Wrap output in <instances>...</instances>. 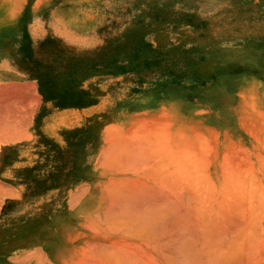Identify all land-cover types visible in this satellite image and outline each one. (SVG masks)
Listing matches in <instances>:
<instances>
[{"label":"rangeland","instance_id":"374dc122","mask_svg":"<svg viewBox=\"0 0 264 264\" xmlns=\"http://www.w3.org/2000/svg\"><path fill=\"white\" fill-rule=\"evenodd\" d=\"M14 2L26 26L20 47L13 49L18 77L4 82L20 83L19 92L35 91L24 109L39 112L35 127L20 139L29 155L7 160L9 176H0L6 189L24 194L21 206L45 211L53 200V207L60 203L62 212L75 213L71 199L78 200L81 188L95 177L84 176L78 165L100 167L98 158L114 128H138L140 118L152 120L139 132L156 115L167 117L173 109L178 123L191 125L192 131L205 121L219 125L226 132L221 135L216 127L208 136L234 146L235 136L252 138L247 128L257 127L241 125L242 99L255 105L249 112L257 116L258 106L264 116V105H256L258 98L250 96L255 93L250 91H264V0ZM230 118L237 120L228 123ZM39 156H45L43 165ZM110 167L99 172L110 176ZM54 182L59 185L51 188ZM4 195L0 193L5 206L9 197ZM82 223L84 216L78 226ZM34 251L36 259L42 254L38 264H50L46 249Z\"/></svg>","mask_w":264,"mask_h":264},{"label":"bare ground","instance_id":"6f19581e","mask_svg":"<svg viewBox=\"0 0 264 264\" xmlns=\"http://www.w3.org/2000/svg\"><path fill=\"white\" fill-rule=\"evenodd\" d=\"M18 88L20 84L0 83V176L10 173L7 160L29 155L20 139L35 127L39 114L35 107L24 109L36 92ZM262 113L257 117L253 110L244 112L241 125H256L261 133L244 125L254 144L248 136H233L235 147L218 137L226 132L219 125L205 121L192 131L191 125L178 123L173 109L167 117L156 115L155 122L140 132L148 118L136 114L141 128L116 127L115 135L110 134L114 137L107 135L100 167L78 165L84 176L95 177L81 188L78 200L71 199L75 213L62 212L60 203L53 207V200L45 211L15 207L9 201L20 194L0 183L2 197H9V208L5 197L0 198V215L14 222L0 225V235L12 228L17 231L5 233L6 241L0 239V264H38L42 254L36 259L34 250L40 247L46 249L50 264H264ZM215 128L220 133L212 140L208 134ZM16 151L20 159H9ZM38 158L43 165L45 156ZM103 166L114 172L100 173ZM81 216L84 223L78 226Z\"/></svg>","mask_w":264,"mask_h":264},{"label":"crops","instance_id":"0c3cea01","mask_svg":"<svg viewBox=\"0 0 264 264\" xmlns=\"http://www.w3.org/2000/svg\"><path fill=\"white\" fill-rule=\"evenodd\" d=\"M67 1L70 2L71 0H67ZM10 2L11 3H9V4L7 3V6H5L4 0H0V83L1 84L5 83L4 78H6V77L7 78H17L18 77V72L16 70L14 71L13 66H12V64L14 63L13 49L14 48L17 49L20 47V35L26 26V25H24L25 22L23 19V13L21 14L19 7L15 6L18 4V2L15 3L14 0H11ZM34 11H36V9ZM21 16H22V18H20ZM27 27L30 28V25H28ZM9 65H11V66H9ZM9 73H10V75H9ZM9 83L14 84V85L20 84L17 82H8L7 84H9ZM8 90L15 91L14 88H9ZM250 92H255V93L251 94L250 96H252V97L255 96L258 98V100L256 101V105H257L258 101H260L261 105H264V91H250ZM241 95H242V97H248L249 94L248 95L247 94H241ZM242 100H243V103L241 106L243 109V111H242V115H243L249 106H252V109H253V107L255 105L254 104L250 105L249 104L250 99H248V98L242 99ZM256 108H257V111L259 110L258 111V113H259L260 112L259 107L256 106ZM244 118L245 117H243V119ZM243 119L241 117L242 122L245 120V119L244 120ZM243 136H244V134H243ZM18 148H20V147H17L16 149H18ZM11 154H12V156L9 159H20V152L16 151L15 156H14V152L13 153L11 152ZM7 158H8V156H7ZM75 181L78 182L77 175H76ZM80 182H82V180ZM49 184L52 188V187H55L58 183L54 182V183H49ZM60 185H62V184H60ZM24 189L25 188L23 187V192H24ZM18 193L20 194V195H18L19 197H14L12 200L9 201L15 207H19L21 205L20 200L24 198V194L21 196V191H18ZM7 219H11V218H9L8 216H6L4 214L0 215V224L2 225V228H4L5 226H7L9 224L14 223V222H10ZM7 221H8V223H7ZM11 230L12 231L1 232L0 239H3L4 235L6 237L5 233H10V232L14 233L15 232V234H16L17 231H15L14 228H12ZM6 240L7 239H5L4 241H6Z\"/></svg>","mask_w":264,"mask_h":264}]
</instances>
